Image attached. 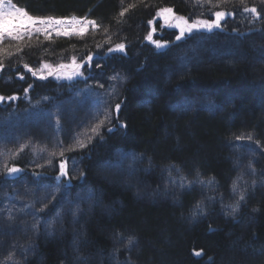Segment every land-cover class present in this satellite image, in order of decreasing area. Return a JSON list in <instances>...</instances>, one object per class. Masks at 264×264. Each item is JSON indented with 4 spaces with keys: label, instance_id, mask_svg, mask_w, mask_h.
<instances>
[{
    "label": "trees",
    "instance_id": "16d2710c",
    "mask_svg": "<svg viewBox=\"0 0 264 264\" xmlns=\"http://www.w3.org/2000/svg\"><path fill=\"white\" fill-rule=\"evenodd\" d=\"M11 1L33 16L88 17L97 26L82 35L0 42V95L16 97L0 102V201L23 190L21 177L41 185L59 172L60 161L68 165L65 181L76 195L75 213L63 215L52 237L42 231L36 238L23 217H13L16 225L4 226L0 251L20 243L19 264H86L87 258L89 264H264V1ZM163 8L189 22L212 20L216 11L228 15L221 30L194 29L177 40L179 32L159 19ZM152 26L157 34L149 40ZM121 43L123 51L116 49ZM73 59L81 63V77L43 67L58 69ZM113 76L120 83L108 99L109 120L84 131L93 104L84 103V92L108 96ZM34 102L40 115L57 111L50 115L61 121L59 133L53 123L45 132L41 117L30 118ZM12 134L28 144L13 143ZM35 139L51 148L64 144L50 176L37 173ZM2 155L20 168L19 176L5 171ZM121 158V171L133 168L149 199L110 176L109 167ZM168 180L174 188L166 192ZM198 181L209 188L192 183ZM220 194L224 202H239L236 215L219 207ZM210 201L215 211L196 217Z\"/></svg>",
    "mask_w": 264,
    "mask_h": 264
},
{
    "label": "rangeland",
    "instance_id": "374dc122",
    "mask_svg": "<svg viewBox=\"0 0 264 264\" xmlns=\"http://www.w3.org/2000/svg\"><path fill=\"white\" fill-rule=\"evenodd\" d=\"M0 3H2L5 8L9 7L10 5L17 6L11 0H0ZM17 7H19V6H17ZM20 8H22V7H20ZM227 15H228V13L223 18H221L220 25H222V22L227 17ZM34 17L45 18V19L48 18V17H41V16H34ZM72 17H76L77 19H80L82 21L85 18L89 21L93 20V19H90L88 17H78V16L53 17V18L66 19L67 20V19H70ZM159 19L164 24V26L170 27V28H175L179 32V35H180L179 28L175 27V20L165 21L162 18V16H160V15H159ZM215 19H216V17L214 14V18L212 20H207V21H215ZM250 23L254 24L255 20L251 19ZM96 26L89 24L88 28L86 29L85 32H87L88 30H90L92 28H95ZM36 27H45V26L37 24ZM61 27L62 26H60V25H54L52 27H48L47 32H35V31H31L29 29V32H31V34L29 35L26 32L23 37L31 36L33 34H41V35L47 36V37H50V36H75V35H77L75 32H72L70 35H57V30H59ZM65 27H70V26H65ZM153 29L154 28L152 26V30L150 31V35L157 34L155 29H154V31H153ZM186 34H189V33L186 32L184 35H186ZM7 38L8 37H5V39H7ZM76 64L79 65L80 67H78V68L67 67L65 69L69 70L70 74H75L76 76L81 77L82 76L81 63H76ZM70 65H72V64H70ZM52 69H53L54 73L64 71L63 69L57 70V68L54 69L53 67H52ZM70 74H68L67 77H72ZM113 82H114V84L112 86V89L109 91L110 93L108 94V96L105 95L106 97L105 96L97 97L96 94H91V92H88L87 89L84 92L85 93L84 96H86V98L83 99L84 103L86 100H87V102L90 100L94 101V102L92 101L93 104L90 106V109L87 110V112H92L91 113L92 116H91L90 122H87V124L85 125L84 131L91 132V131H93V129L96 128L97 122L99 123L100 121H104V120L108 121L109 120L110 109H109L108 103H109L110 98H114L117 95L118 86L120 83L119 79H115V80H113ZM95 96H96V98H95ZM6 100H9V99H6ZM40 108H41V106L39 103H37V102L32 103L31 106L28 108V111H29L28 115L31 116L30 118H34V117L40 118L41 117V121H40V124L42 126L41 128L45 132H49V127L51 126V123H53L54 127H55L54 129L56 130L57 133H59L60 129H61V121H58L57 118L55 120H52L54 117H52L50 115V114H52L54 116V114H56L57 111L55 109H51V112L46 113V115H47V117H46L45 114L40 115V113H39ZM92 108H93V110H92ZM43 117H45L46 119ZM20 118H19V120H20ZM38 120H34L36 124L39 123ZM14 125L16 128H17V126L19 128L18 123L14 124ZM47 129H48V131H47ZM52 136H53V134H52ZM12 137L13 138L15 137L13 139V143H16V144L18 143L23 148L26 146V144H28V141H26L24 137H21V136L17 137V135H14V134H12L11 138ZM19 145H18V147H19ZM51 146H52V148L48 147L44 143L39 144V142L37 143L36 139H35L34 143L33 142L30 143L31 151L33 153H35V156L37 157V159L35 161V168L38 169L37 173L39 176L43 173H44L43 176H50L52 174V172L49 170V168H54V166L56 165V162H54V160L61 155L64 144H62V143L58 144V145L54 144ZM127 155L131 159H134V157H135V155H133V154H127ZM122 158L120 160H118L117 162H115L114 166H112L111 168L109 167V173H111L110 176H112V178L116 179L117 180L116 182L119 181L118 182L119 184H122L123 186L126 185L125 187H127V186L131 187L132 186L133 193H134L135 197L141 198V199H149L148 195L150 196L151 192L145 191V188H140L139 181L137 180L136 176H134L135 175L134 169L129 168L128 170H125L126 172L121 171L122 170V167H121L122 164L121 163L123 162ZM3 159L5 161L4 164L8 166L9 163H8V161L6 162V160H8V158L3 156ZM49 159H50V161H49ZM43 163L44 164L46 163V164L44 165ZM62 163L65 166V172H67V166L68 165L65 161H60L59 167L61 166ZM5 165H4V167H5ZM11 166L9 165V167H11ZM16 167L19 168L18 166H16ZM40 169L41 170L43 169V171H41ZM21 173L22 172L20 170L18 173H13V174H9V175L10 176H19ZM127 175H128V177H127ZM65 176L66 175H61V170L59 169V172L57 174H55L54 176L46 177L45 182H43L41 185H38V184L34 185V183L32 181L30 183V181H27V179L25 177H23V178L21 177L20 178V182H21L20 184L24 187L23 190L19 189V191H17V189H15L14 193L11 195V197L6 196L7 197L6 200L0 201V236L3 232L4 226L7 223H10L11 225H13V224L16 225L15 223H13L14 222V220H12L13 217L15 219H16V217H23L24 218L23 223L26 224L27 227L29 226L31 228L30 232L32 233V235L36 236V238H37L39 232L40 233L45 232V233H43V235L48 236V237H52L54 234H56V232L60 229V226H61L60 222H61V218H63V215L65 213H68V214H70L72 212L75 213V211H73L72 208H70V206H72V200L75 198L76 195H75V193L71 192V189H69L70 183L68 181H65L66 180ZM116 176L118 178H116ZM171 181L168 180V183L170 184ZM192 183H196V184L198 183V185L202 184L203 186L206 185L205 187L209 188V185H207L208 183L206 184L205 181L204 182L198 181V182H192ZM170 185L171 186H168V187L165 186L166 192L169 191V189L174 188V184L171 183ZM186 185L190 186L191 183H189V184L186 183ZM35 186H37L38 189H36ZM170 187H172V188H170ZM162 192H164V190ZM37 195L40 198H37ZM28 198H31V200H29ZM210 198H211V195H210ZM80 199H82L81 195H80ZM218 200L220 201V203H219L220 208L222 207V208H225L227 210L228 209L233 210V207L236 206L232 203L233 201L232 202H230V201L224 202L225 199L224 198L221 199V194H220V196H218ZM208 204L210 205L208 209H206L203 205L199 206V208H198L199 211L196 212V214H195L196 217H201L202 215L204 216L207 213H211L212 211H215V208L213 205L214 202L210 201ZM208 204L206 203V205H208ZM52 210L55 211L54 214L50 217L49 216L47 217L45 215L46 212L52 211ZM77 210H78V208L76 207V211ZM235 215H236V213H235ZM75 220H78V219H75ZM9 232H12L11 229L9 230ZM120 238L121 237H119L118 239H120ZM119 241L120 242L117 244V246H119V248L118 249L116 248V251H115L116 253H113L115 255L118 253L119 249H121V243H123V242H121L122 238ZM123 241H124V238H123ZM17 246L20 247V243H15V242L13 243L12 242L9 244L8 249H4V251H0V264H19L18 263L19 261L14 259L15 258L14 257L15 256V249H17ZM4 257L6 258L5 262H3ZM110 259L112 261H116V263L119 262L117 257L114 255H112L110 257ZM79 260H82V258L81 257L76 258L75 262H77ZM85 262H87L86 264H89L92 262V260L87 258L85 260ZM77 263H79V262H77ZM120 263L123 264L122 262H119L118 264H120Z\"/></svg>",
    "mask_w": 264,
    "mask_h": 264
},
{
    "label": "snow or ice",
    "instance_id": "6c2138e0",
    "mask_svg": "<svg viewBox=\"0 0 264 264\" xmlns=\"http://www.w3.org/2000/svg\"><path fill=\"white\" fill-rule=\"evenodd\" d=\"M201 2H203V0H196V3L198 5ZM206 2L211 4V0H206ZM241 2H243V0H241ZM250 11L255 13L257 10L255 7H253L250 9ZM226 14L227 13L225 11H216L215 21L195 19L189 22L187 18L177 16L172 8H163L159 12V15L162 16V18L165 21L175 20V27L179 28V31H180V35L176 37L177 40H180L181 37L186 32L190 34L194 29L207 28L210 30L213 27H219L221 18H223ZM121 15H123V12L121 13ZM149 23H153V22L150 21ZM37 24L44 25L45 27H36ZM89 24L96 26V22L94 20L89 21L86 18L82 21L80 19H77L76 17H72L67 20L66 19H56L53 17H48L46 19L34 17L31 14H29V12L26 9H22L15 5H10L9 7L5 8L4 5L0 3V42H2L5 39V37L10 38L11 40L19 41L23 39V36L26 32L29 35L31 34V32H29V29L35 32H47V28L52 27L54 25L62 26L59 30H57V35H70L72 32H75L77 35H82L88 28ZM65 26H70V27H65ZM147 39L152 40V35H149ZM154 43H156L157 48H161L165 46L161 42L154 41ZM116 49L123 51L125 49V45L123 43L117 44ZM88 59L91 60V57H89ZM0 67H2V65H0ZM25 67H28V66L25 65ZM43 67L49 70V74L52 73L53 69L51 65L45 64ZM67 67L78 68L80 66L77 65L75 62V59H73L72 65L61 64L58 66L57 70L64 69ZM29 70L31 71V69ZM35 74L36 73L33 72V75ZM112 79L115 80L117 79V77L113 76ZM101 87H103V85H101ZM5 99L12 100V99H16V97L5 98L3 96H0V102L5 101ZM115 108L117 111H119L120 105L116 104ZM101 123H103V121H101ZM93 131H95V129H93ZM249 139H251V137H249ZM61 155H63V153H61ZM60 170H61V175L67 174L65 172V166L63 163L60 166ZM5 171L8 174H13V173H18L20 169L17 168L15 165L11 167H8L7 165H5ZM236 190H237V186L234 184L233 191H236ZM244 199H245L244 195L241 194L240 200H244ZM238 203H237V206L233 207V210L232 212L229 213V215H235L236 211L238 210ZM195 254L199 256L201 253L196 252Z\"/></svg>",
    "mask_w": 264,
    "mask_h": 264
},
{
    "label": "water",
    "instance_id": "95a60500",
    "mask_svg": "<svg viewBox=\"0 0 264 264\" xmlns=\"http://www.w3.org/2000/svg\"><path fill=\"white\" fill-rule=\"evenodd\" d=\"M199 29H202V30H209V29H207V28H199ZM215 29H222V27H221V25L219 26V27H213L212 29H210L209 31H211V30H215Z\"/></svg>",
    "mask_w": 264,
    "mask_h": 264
},
{
    "label": "bare ground",
    "instance_id": "6f19581e",
    "mask_svg": "<svg viewBox=\"0 0 264 264\" xmlns=\"http://www.w3.org/2000/svg\"><path fill=\"white\" fill-rule=\"evenodd\" d=\"M9 134V133H8ZM131 162H133V161H131ZM145 196V195H144ZM151 199V198H150ZM110 257V256H109Z\"/></svg>",
    "mask_w": 264,
    "mask_h": 264
}]
</instances>
